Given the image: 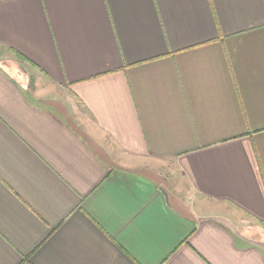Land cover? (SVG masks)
I'll list each match as a JSON object with an SVG mask.
<instances>
[{"label":"crops","instance_id":"0c3cea01","mask_svg":"<svg viewBox=\"0 0 264 264\" xmlns=\"http://www.w3.org/2000/svg\"><path fill=\"white\" fill-rule=\"evenodd\" d=\"M0 264H264V0H0Z\"/></svg>","mask_w":264,"mask_h":264},{"label":"trees","instance_id":"16d2710c","mask_svg":"<svg viewBox=\"0 0 264 264\" xmlns=\"http://www.w3.org/2000/svg\"><path fill=\"white\" fill-rule=\"evenodd\" d=\"M16 54H17V56L19 57V59H21V60H23V61L30 62V60H29L28 58L24 57L22 54H19V53H17V52H16Z\"/></svg>","mask_w":264,"mask_h":264}]
</instances>
